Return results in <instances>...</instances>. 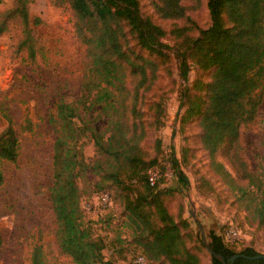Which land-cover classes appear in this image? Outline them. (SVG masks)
Returning a JSON list of instances; mask_svg holds the SVG:
<instances>
[{
  "label": "trees",
  "instance_id": "1",
  "mask_svg": "<svg viewBox=\"0 0 264 264\" xmlns=\"http://www.w3.org/2000/svg\"><path fill=\"white\" fill-rule=\"evenodd\" d=\"M30 1L15 0L0 13V34L12 19L19 18L24 25L20 45L27 46L33 55L35 40L28 27ZM55 1L70 7L75 36L84 46L80 93L72 101L57 99L48 118L55 134L48 199L59 252L73 264H113L112 255L106 257L103 252V238L94 234L85 218L81 198L104 191L109 195L104 206L112 205L107 187L114 184L121 189L132 242L139 248L135 255L142 253L150 264H201L182 231L185 220L176 219L163 200L167 190L159 187L160 176L154 183L147 178L148 169L156 166L155 159L144 157L139 143L145 131L134 115L139 112V89L150 87L157 65L137 46L151 55L173 52L184 80L190 61L204 70L213 68L204 84L205 94L192 93L186 87L180 104H187L186 117H197L200 142L214 170L264 227V161L251 169L240 151V129L256 117L264 90V0H207L210 25L199 28L194 36L190 34L195 28L193 21L191 25L173 26L169 30L176 39L172 45L162 40L166 30L142 13L139 0ZM155 6L163 18L189 19L182 0H156ZM18 143L8 118L0 131V185L5 177L4 164L17 160ZM89 143L94 148L91 158L84 153ZM223 144L236 176L215 159ZM171 163L178 180L187 184L176 156L171 157ZM91 174L97 178L91 179ZM139 179L144 183L138 186ZM2 242L0 233V246ZM207 242L213 251L225 256L227 264L235 253H261L251 246L235 250L213 230ZM210 254L212 264H223ZM30 264L54 263L37 243L31 248ZM232 264H264V258L238 256Z\"/></svg>",
  "mask_w": 264,
  "mask_h": 264
},
{
  "label": "rangeland",
  "instance_id": "2",
  "mask_svg": "<svg viewBox=\"0 0 264 264\" xmlns=\"http://www.w3.org/2000/svg\"><path fill=\"white\" fill-rule=\"evenodd\" d=\"M14 2L0 0V13ZM155 2L139 0L141 11L166 30L162 40L170 45L176 41L169 32L173 26L191 25L193 21L195 28L190 34L194 36L199 28L210 25L207 0H182L190 20L186 16L163 18ZM28 27L35 40L33 55L27 46L20 45L24 25L19 18L12 19L0 34V131L10 118L19 140L17 160L4 164L5 177L0 185L3 239L0 264H30L31 248L37 243L54 264H73L68 256L59 252L55 240V217L48 199L53 180L55 134L48 118L57 99L72 101L78 97L84 46L75 36L67 4L31 0ZM136 49L157 65L156 78L149 88L139 89L136 98L139 112L134 119L145 131L139 144L144 157L155 159L161 172L158 183L167 190L163 200L168 210L176 219L186 222L182 231L187 244L198 253L201 264H212L211 254L202 241L203 236L208 241L211 230L222 235L235 250L251 246L264 254V227L251 217L238 201L235 190L214 170L200 142L197 117H186L187 104H180L186 87L192 93L205 94L204 84L210 80L213 68L204 70L190 61L188 78L184 80L173 52L166 51L164 56H158L138 46ZM240 144L249 168L254 169L264 161V90L256 117L240 129ZM226 149V144L221 145L215 159L236 176ZM84 153L87 158L93 156L91 143L84 147ZM173 155L187 177V184L181 183L176 176L171 163ZM90 178L94 180L97 176L91 174ZM142 183L144 179H139L137 185ZM107 190L113 197L112 205H102L96 195L82 196L85 218L94 234L103 238V252L106 257L112 255L113 264H135L139 248L132 242L121 189L109 184ZM229 227L240 229L241 234L228 232Z\"/></svg>",
  "mask_w": 264,
  "mask_h": 264
},
{
  "label": "built area",
  "instance_id": "3",
  "mask_svg": "<svg viewBox=\"0 0 264 264\" xmlns=\"http://www.w3.org/2000/svg\"><path fill=\"white\" fill-rule=\"evenodd\" d=\"M161 175V172L160 170L156 167V166H153V167H150L147 171V178H148V181L150 183H154L155 180ZM97 198L100 200V203L102 205H106L109 203V195L107 192H100L98 195H97ZM228 232L230 233H233V234H237V235H240L241 234V231L240 229H237V228H234V227H229L228 228ZM135 264H150L147 260V258L142 254V253H137L135 255Z\"/></svg>",
  "mask_w": 264,
  "mask_h": 264
},
{
  "label": "water",
  "instance_id": "4",
  "mask_svg": "<svg viewBox=\"0 0 264 264\" xmlns=\"http://www.w3.org/2000/svg\"><path fill=\"white\" fill-rule=\"evenodd\" d=\"M202 241H203L205 247L208 249V251H210L214 256L218 257L223 262V264H227V260H226V258H225V256L223 254L215 252V251H213L210 248V246L208 245V242L205 239V236H203V240ZM238 256H243V257H246V258H257V257H263L264 258V254L263 253L256 254V255H247V254H244V253H235V254H233L232 256H230L228 258L229 264H232L234 259L236 257H238Z\"/></svg>",
  "mask_w": 264,
  "mask_h": 264
}]
</instances>
